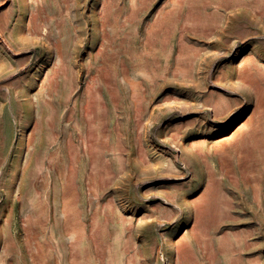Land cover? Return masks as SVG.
Listing matches in <instances>:
<instances>
[{"label":"rangeland","instance_id":"1","mask_svg":"<svg viewBox=\"0 0 264 264\" xmlns=\"http://www.w3.org/2000/svg\"><path fill=\"white\" fill-rule=\"evenodd\" d=\"M0 264H264V0H0Z\"/></svg>","mask_w":264,"mask_h":264},{"label":"bare ground","instance_id":"2","mask_svg":"<svg viewBox=\"0 0 264 264\" xmlns=\"http://www.w3.org/2000/svg\"><path fill=\"white\" fill-rule=\"evenodd\" d=\"M11 185V184H10ZM73 208V207H72Z\"/></svg>","mask_w":264,"mask_h":264}]
</instances>
